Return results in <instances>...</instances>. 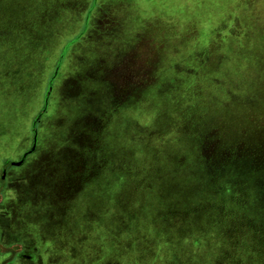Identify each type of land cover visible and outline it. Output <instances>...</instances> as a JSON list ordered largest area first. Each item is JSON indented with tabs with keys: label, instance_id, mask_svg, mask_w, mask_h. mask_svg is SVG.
<instances>
[{
	"label": "rangeland",
	"instance_id": "obj_1",
	"mask_svg": "<svg viewBox=\"0 0 264 264\" xmlns=\"http://www.w3.org/2000/svg\"><path fill=\"white\" fill-rule=\"evenodd\" d=\"M93 2L0 0V176L33 145ZM231 4L97 0L0 192V264H264V156L205 142L221 120H179L165 81Z\"/></svg>",
	"mask_w": 264,
	"mask_h": 264
},
{
	"label": "trees",
	"instance_id": "obj_2",
	"mask_svg": "<svg viewBox=\"0 0 264 264\" xmlns=\"http://www.w3.org/2000/svg\"><path fill=\"white\" fill-rule=\"evenodd\" d=\"M232 2L223 22L205 32L215 35L216 39L192 43L191 50L190 44L184 43L183 51L190 50L186 52L189 58L184 62L168 61L171 69L181 67L184 75H167L165 81L167 87L180 86L176 89L180 98L174 96L182 104L179 120H221L219 125L211 127L206 122L200 127L205 142L220 151L249 150L253 152L252 157L260 159L264 156V0ZM96 4L94 0L89 11H93ZM83 33L77 36L80 38ZM161 61L155 57L156 70ZM178 77L182 78V83ZM226 123L227 126L231 123V132L238 136L226 137ZM249 132H253L252 135L243 139Z\"/></svg>",
	"mask_w": 264,
	"mask_h": 264
},
{
	"label": "flooded vegetation",
	"instance_id": "obj_3",
	"mask_svg": "<svg viewBox=\"0 0 264 264\" xmlns=\"http://www.w3.org/2000/svg\"><path fill=\"white\" fill-rule=\"evenodd\" d=\"M89 23H90V17H89V21H88V27H89ZM85 26H86V21H85ZM86 30H85V27H84V30H82L79 34H81L83 31L85 32ZM75 42H73V43H75ZM66 47H67V45H66ZM63 58H64V55L62 56V59H61L62 61H63ZM59 68H60V66L58 64L56 69H55V71H54V73H53V75L50 77V79L48 81V87H47V90H46V93H45V96H44V106H43L41 112L38 114V116H36V118L34 119V122H33V145L31 146V148H29V149L24 151V153L22 154V156H21V158L19 160L6 159L4 161V163H3L2 173H1V176H0V192H3V190L8 185H10L12 183H15L16 179H18V176L12 175L11 168L23 166V164L26 162L28 157L31 154H33L34 152H36V150H37L36 146H37V142H38V124H39V122H40V120L42 118V114L47 110V108L49 106V100H50L51 94H52L53 89H54V82H55V79H56V77L58 75ZM52 78H53V80H52ZM51 80H52V87H51L50 93L48 95V92H49V89H50ZM47 95H48V97H47ZM15 161H22V163L20 165L13 164V162H15Z\"/></svg>",
	"mask_w": 264,
	"mask_h": 264
},
{
	"label": "water",
	"instance_id": "obj_4",
	"mask_svg": "<svg viewBox=\"0 0 264 264\" xmlns=\"http://www.w3.org/2000/svg\"><path fill=\"white\" fill-rule=\"evenodd\" d=\"M91 11H92V10H90V11L88 12V15H87L85 30L88 28V21H89V17H90V13H91ZM82 33H83V32H82ZM82 33H81V34H82ZM81 34H80V35H81ZM78 38H79V36H77V37L74 38L73 40L69 41L68 44H67V47H68L71 43L75 42ZM66 52H67V48L65 49L64 53L62 54V56H63ZM62 56H61V57H62ZM61 62H62V60L60 61L59 64H61ZM52 80H53V78H52ZM52 80H51V83H50V89H49L48 95H49L50 90H51V87H52ZM48 95H47V97H48ZM21 163H22V161H15V162H13V164H16V165H20Z\"/></svg>",
	"mask_w": 264,
	"mask_h": 264
}]
</instances>
